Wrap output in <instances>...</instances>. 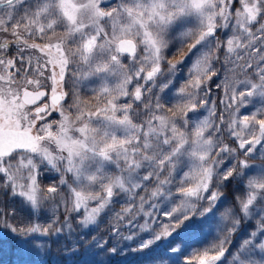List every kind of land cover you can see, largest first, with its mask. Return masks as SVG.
<instances>
[{
    "label": "snow or ice",
    "instance_id": "obj_1",
    "mask_svg": "<svg viewBox=\"0 0 264 264\" xmlns=\"http://www.w3.org/2000/svg\"><path fill=\"white\" fill-rule=\"evenodd\" d=\"M249 157L264 158V0H0V191L32 214L15 224L0 211V233L22 258L40 255L41 237L71 233L73 214L89 231L112 214L111 231L141 237L132 251L164 241L192 249L183 264H264V165ZM230 180L245 188L238 210L222 213L217 242L193 248ZM242 221L253 227L229 252ZM123 252L78 241L70 256L118 264Z\"/></svg>",
    "mask_w": 264,
    "mask_h": 264
},
{
    "label": "rangeland",
    "instance_id": "obj_2",
    "mask_svg": "<svg viewBox=\"0 0 264 264\" xmlns=\"http://www.w3.org/2000/svg\"><path fill=\"white\" fill-rule=\"evenodd\" d=\"M220 38L223 39L224 37L221 36ZM177 46L178 41L173 40L166 52V55L169 58H173V54L175 53ZM175 58L179 59V56H176ZM221 59H223V49H221ZM190 60L191 57L186 58L182 67L188 65ZM214 66L218 70L223 72L222 64L216 63ZM185 70L187 69L185 68ZM180 75L182 76L183 73H181ZM181 82L182 81H180L178 77L175 86L178 88ZM217 82V77H213L212 81L209 82V87L213 88L214 90L213 97L216 99L217 106L219 109L221 107L219 104L221 93L218 90H215V84ZM161 99L165 103L168 102L167 96H162ZM52 118L58 119L57 114L53 113V117H50V119ZM228 142L231 143L230 141ZM248 159L249 163L252 165H264V158L249 157ZM228 163L229 162L226 161L224 167H227ZM250 171H254V169L246 170L245 175L247 176ZM235 181V183L237 184L236 187H239L240 190H238V192H236L233 196H229L224 192V197L222 198L223 207H221L220 212L217 213V224L215 225L211 234L208 235L207 238L204 240L203 244H193V248L202 249L205 245L217 242V237L223 235L221 229L226 226L227 221H224L222 219V213L226 208L238 210L236 197L239 196L243 198L245 194V188L243 183L239 180ZM41 182L42 186H46L49 183H52L53 179H50L48 176H44L41 178ZM61 190L63 191V189ZM0 193L3 195V203L5 209H3L2 212L5 213V218H8L11 223L15 224L27 222L31 219V210L29 208H26L21 203L19 198H10L8 194L3 191H0ZM113 206L116 210H119L121 207V203L114 202ZM11 210L15 211L14 219L8 216ZM52 212V202H45L44 207L41 210L40 222L47 223L49 221V218L52 216ZM55 216L58 217V222L63 225V206H60L59 208L55 209ZM69 219L71 221L72 232L70 233L69 230L65 228L60 235L41 237L40 239L36 240L34 243L40 248V255L35 257L24 255L22 258L20 253L16 251L15 243L11 239H9L4 233H0V237H3L0 241V263L3 262V264H19L24 261L27 262V264H42V262H46L50 258L52 264H73V260L70 256V249L71 246L73 244H76L78 241H83L86 245L90 246L94 241L100 240L102 243L108 242L111 245H116L118 248H124V252L117 256L118 264H183L184 259L192 251V249L190 248L187 252H183V254L173 253L168 250V246L164 241L153 245L151 249H145L141 252L132 251L131 249H134L136 247L141 237H137L132 241H126L122 239V235L126 236L129 233V230L123 226H121V234H115L113 231H111L115 223L112 214L102 215L96 225L90 226L91 231H89V228H83L78 224V217L76 216V214L71 215ZM252 227L253 224L251 222L244 223L242 221L241 230L237 232L232 238V244L229 246V252H232L237 247V245L241 241V238L245 237L247 234V230ZM84 233L88 234L85 235ZM142 235L146 236L147 234ZM227 259L230 260L231 257L229 256L227 257Z\"/></svg>",
    "mask_w": 264,
    "mask_h": 264
},
{
    "label": "trees",
    "instance_id": "obj_3",
    "mask_svg": "<svg viewBox=\"0 0 264 264\" xmlns=\"http://www.w3.org/2000/svg\"><path fill=\"white\" fill-rule=\"evenodd\" d=\"M235 182H236L235 180H230V181L226 182V187L223 188V190H224L223 192H225L229 196L235 195V193L238 192V190H240L239 187H236L237 184ZM233 191H234V193H233ZM2 205H3V207H2ZM3 209H5V206L3 203V195L0 193V211H3ZM0 241H1V239H0ZM0 248H1V246H0ZM43 263L52 264L50 258L46 262H42V264ZM20 264H22V262Z\"/></svg>",
    "mask_w": 264,
    "mask_h": 264
}]
</instances>
